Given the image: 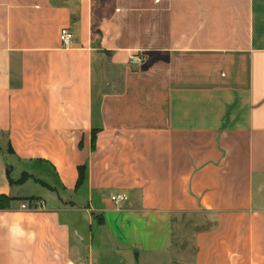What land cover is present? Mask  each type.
Listing matches in <instances>:
<instances>
[{"label":"crops","instance_id":"1","mask_svg":"<svg viewBox=\"0 0 264 264\" xmlns=\"http://www.w3.org/2000/svg\"><path fill=\"white\" fill-rule=\"evenodd\" d=\"M183 216L264 264V0H0V264H184Z\"/></svg>","mask_w":264,"mask_h":264},{"label":"rangeland","instance_id":"2","mask_svg":"<svg viewBox=\"0 0 264 264\" xmlns=\"http://www.w3.org/2000/svg\"><path fill=\"white\" fill-rule=\"evenodd\" d=\"M197 219L195 217L183 216L178 218V221L174 223L173 233H180V237L177 235L174 237L175 249L177 251L176 260L178 261L182 256L184 264H189L191 260V233H194L197 227H201L202 224L206 223L202 219L200 220V218ZM91 229L92 233H100L96 222L93 223ZM86 232H89V226L86 227ZM174 264H178V262Z\"/></svg>","mask_w":264,"mask_h":264},{"label":"built area","instance_id":"3","mask_svg":"<svg viewBox=\"0 0 264 264\" xmlns=\"http://www.w3.org/2000/svg\"><path fill=\"white\" fill-rule=\"evenodd\" d=\"M59 41L63 48H69L73 44L74 35L69 29H62L59 33ZM142 64L141 57L134 55L129 58V65L134 67H140ZM127 200V195L125 193H119L110 196V201L115 205L119 206L121 203ZM43 204L36 205V208L42 207ZM24 209L25 206H22Z\"/></svg>","mask_w":264,"mask_h":264}]
</instances>
